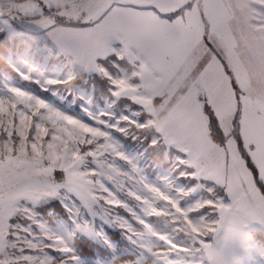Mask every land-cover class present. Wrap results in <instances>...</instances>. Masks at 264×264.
<instances>
[{"label": "snow or ice", "instance_id": "6c2138e0", "mask_svg": "<svg viewBox=\"0 0 264 264\" xmlns=\"http://www.w3.org/2000/svg\"><path fill=\"white\" fill-rule=\"evenodd\" d=\"M22 50L68 77L25 64L24 80H87L135 118L88 123L0 87V264H264V0H0V74ZM45 201L59 235L36 221Z\"/></svg>", "mask_w": 264, "mask_h": 264}, {"label": "rangeland", "instance_id": "374dc122", "mask_svg": "<svg viewBox=\"0 0 264 264\" xmlns=\"http://www.w3.org/2000/svg\"><path fill=\"white\" fill-rule=\"evenodd\" d=\"M36 30L32 28L30 25H20L19 30L17 32V37L24 41L26 40L30 34L34 33ZM38 45L40 46L41 51L44 50V46L50 45L51 41L47 40L43 34H39V39L37 41ZM29 51H32L29 49ZM11 67L17 75H19L17 82L12 79L9 73H4L2 75V80L0 81V87L4 84H8L10 86H17L21 87L22 89L29 91L30 93L37 95L39 98L45 100L46 102L52 104L53 106L57 107L58 109L65 111L66 114L69 115H78V117H82L85 122L91 123L89 120V115H99L100 113H105V119H110L113 122L115 120H119L121 116H128L129 119H134L135 117L132 113L135 109H124L120 108L117 109L116 104L113 103V100L110 98V93L107 92L106 87H101L92 83H88L87 80L83 81L82 84H76L74 88L65 89L63 84L51 86L47 91L50 92L51 96L60 103V105H55L56 102L51 100H46L42 98L40 94L33 93L30 90H27L21 82H30L36 86V88L45 90L41 87V85L34 82V80H25L23 79V75L26 74V69L24 67L25 64H28L37 69L39 73H42L46 77L53 78V79H67V70L64 67L63 63H54L49 60L47 56H36V55H29L21 52V55L14 58L10 61ZM87 85V86H82ZM96 88H103L104 93H96ZM96 93V94H95ZM118 103V102H117ZM119 138V142L121 143L122 147L130 153L133 158L137 159L138 163L144 168L145 172L149 175L150 179H158V178H166L169 181L174 179V174H170V161H166L161 165H154V164H145L144 157H147L148 152L150 149H147L148 141L142 139L133 140L131 137H122L119 134H116ZM147 150V151H146ZM180 183L179 181H176ZM199 193H192L190 196V200L196 199ZM47 202V201H45ZM44 202L37 203L34 207V215L36 217L37 223H43L45 227L50 231L56 234H61L62 227H63V218L57 220L54 219L52 222H48L42 215L38 213L36 207L39 204ZM66 214V213H65ZM127 215V214H125ZM94 222L96 224L101 225L104 227L105 231L109 229L107 225H102L100 218L94 217ZM29 221L27 220H20L21 226L28 227ZM31 229L33 232H37V225L31 224ZM111 230V229H110Z\"/></svg>", "mask_w": 264, "mask_h": 264}, {"label": "trees", "instance_id": "16d2710c", "mask_svg": "<svg viewBox=\"0 0 264 264\" xmlns=\"http://www.w3.org/2000/svg\"><path fill=\"white\" fill-rule=\"evenodd\" d=\"M0 68H3V65H0ZM7 73L10 74V76L12 77V79L14 81L17 82L18 80V77L19 75H17V73H15L12 69L8 68ZM5 72V73H6ZM6 73V74H7ZM4 74V73H3ZM2 80V75L0 74V81ZM25 81V80H24ZM71 83V81H70ZM21 84L27 89V90H30L31 92H35L37 94H40L42 96V98L46 99V100H51L53 102H56L55 105H60V103L54 98V96H51L50 92L47 91V90H41V89H38L36 88V86L30 82H21ZM78 84H82V82L78 83ZM96 85V84H95ZM61 86V85H60ZM95 90H96V93H104V89L103 88H96L95 87ZM95 93V94H96ZM36 210L38 211V213H40L42 215V218H44L45 220H47L48 222H52L55 218H54V214L59 212L62 214L61 218H63V215H66L64 213V209L62 207H60V204H59V201H51V202H44L42 204H39L37 207H36ZM50 214H53V215H50ZM107 231H111L110 229H107Z\"/></svg>", "mask_w": 264, "mask_h": 264}]
</instances>
